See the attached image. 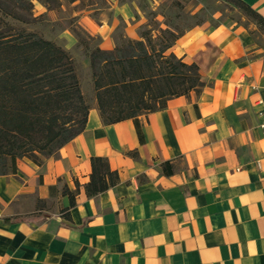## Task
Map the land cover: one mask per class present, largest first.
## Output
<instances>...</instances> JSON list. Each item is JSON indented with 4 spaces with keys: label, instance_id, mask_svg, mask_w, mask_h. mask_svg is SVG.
Listing matches in <instances>:
<instances>
[{
    "label": "crops",
    "instance_id": "1",
    "mask_svg": "<svg viewBox=\"0 0 264 264\" xmlns=\"http://www.w3.org/2000/svg\"><path fill=\"white\" fill-rule=\"evenodd\" d=\"M240 1L264 18V0ZM128 10L79 23L110 51L116 15L138 39ZM254 30L183 33L170 52L196 64L205 86L139 117L143 142L134 121L105 125L94 104L57 156L18 159L0 176V264H264V46ZM64 38L69 49L75 40ZM91 157L106 158L119 181L87 198ZM65 188H78L71 208Z\"/></svg>",
    "mask_w": 264,
    "mask_h": 264
},
{
    "label": "trees",
    "instance_id": "2",
    "mask_svg": "<svg viewBox=\"0 0 264 264\" xmlns=\"http://www.w3.org/2000/svg\"><path fill=\"white\" fill-rule=\"evenodd\" d=\"M235 1L264 27V18ZM32 10L31 0H0V176L16 173L18 159L40 166V157L57 156L85 130L90 110L70 53L27 30ZM137 36L118 35L112 50L97 45L87 56L101 121L115 125L130 119L143 142L139 117L164 110L172 98L198 96L205 84L196 64L182 62L170 52L182 34L169 26H140ZM130 154L137 157L136 152ZM90 165L84 186L87 198L117 185L118 173L106 158L91 157ZM77 192L78 188L62 192L69 197L70 208Z\"/></svg>",
    "mask_w": 264,
    "mask_h": 264
},
{
    "label": "rangeland",
    "instance_id": "3",
    "mask_svg": "<svg viewBox=\"0 0 264 264\" xmlns=\"http://www.w3.org/2000/svg\"><path fill=\"white\" fill-rule=\"evenodd\" d=\"M31 1L33 21L26 25L27 30L36 32L70 53L88 106L96 105V97L90 80L87 53L99 45L101 39L91 36L86 26L79 22L87 17L96 26H101L102 22L107 23L115 16L110 11L112 5L128 7L129 22L138 25L136 35L140 26L149 29H165L169 26L175 33L183 35L197 26L211 29L225 23H234L246 29L255 28L251 33L252 38L258 45L264 46V27L235 0H58V4L50 5L46 0ZM116 17L119 23L111 34L113 43L118 35L127 36L125 27L128 22L121 14ZM127 33L132 34V29H128ZM69 34L75 42L66 49L68 44L64 35Z\"/></svg>",
    "mask_w": 264,
    "mask_h": 264
},
{
    "label": "built area",
    "instance_id": "4",
    "mask_svg": "<svg viewBox=\"0 0 264 264\" xmlns=\"http://www.w3.org/2000/svg\"><path fill=\"white\" fill-rule=\"evenodd\" d=\"M257 116H259V119H260L258 127L260 130L264 131V109H261L260 111H258Z\"/></svg>",
    "mask_w": 264,
    "mask_h": 264
}]
</instances>
